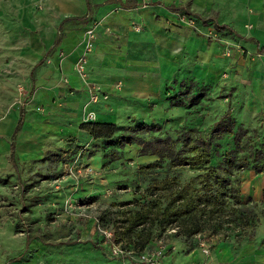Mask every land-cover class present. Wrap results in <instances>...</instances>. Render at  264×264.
<instances>
[{
    "label": "rangeland",
    "instance_id": "1",
    "mask_svg": "<svg viewBox=\"0 0 264 264\" xmlns=\"http://www.w3.org/2000/svg\"><path fill=\"white\" fill-rule=\"evenodd\" d=\"M177 21L213 48L200 59L197 51L194 56L187 54L181 72L185 77L165 84L163 92L143 101L139 111H114L119 132L129 131L140 122L158 125L153 132L133 131L142 145L119 146L92 139L88 133L80 137L42 131L32 152L27 144L19 148L18 176L10 164L0 161V264L25 256L34 248L65 247L94 238L107 257L121 263L146 264L140 262L139 255L158 250L160 264L163 256L182 249L175 245H185L191 238L199 251L208 255L213 236L238 242L264 232V167L260 172L231 171L230 180L237 182L240 200L234 207L242 212L229 213L226 219L235 217L234 221L225 222L215 234L203 230L191 237H175L173 227L161 229L148 221L127 230L133 211L165 203L166 193L155 190V182L175 178L183 183L200 172L197 168L168 166L167 159L143 151L146 141L165 136L174 139L183 131L205 137L225 110L235 128L247 131L251 142L264 140L262 57L212 23L197 25L195 18L185 14H179ZM26 94L25 85L15 81L9 106L23 103L28 108L31 96ZM34 110L42 108L36 106ZM82 122H88L85 115ZM213 141L218 147L212 156L218 159L229 136L223 134ZM231 209L229 203L227 212ZM239 214L240 219L236 218ZM137 239L146 241L140 251L134 250Z\"/></svg>",
    "mask_w": 264,
    "mask_h": 264
},
{
    "label": "crops",
    "instance_id": "2",
    "mask_svg": "<svg viewBox=\"0 0 264 264\" xmlns=\"http://www.w3.org/2000/svg\"><path fill=\"white\" fill-rule=\"evenodd\" d=\"M179 14L192 16L197 25L212 23L264 63V0H0V161L18 176L19 148L27 144L32 152L42 131L81 137L86 112L93 114L87 121L114 123V111L135 113L165 84L182 80L187 54L207 57L213 46L181 25ZM89 27L94 41L85 71L107 99L83 105L87 93L73 64ZM15 81L25 85L31 101L22 106L13 167L9 143L19 106L9 104ZM211 244L207 255L191 238L175 245L182 249L163 256L160 264H264V232L238 242L213 236ZM64 246L34 248L7 264H132L107 257L95 238Z\"/></svg>",
    "mask_w": 264,
    "mask_h": 264
},
{
    "label": "trees",
    "instance_id": "3",
    "mask_svg": "<svg viewBox=\"0 0 264 264\" xmlns=\"http://www.w3.org/2000/svg\"><path fill=\"white\" fill-rule=\"evenodd\" d=\"M22 106L23 103L19 105L18 119L10 136L9 158L13 167L14 139L23 118ZM79 128L92 139L121 146L128 143L142 145L143 141L133 131L153 132L158 130V125L140 122L129 131L119 132V126L114 123L88 121L80 123ZM223 134L229 136V143L221 151L220 157L214 159L212 155L218 143L213 140ZM143 151L159 159H167L168 166L197 168L200 172L183 183L177 182L175 178L155 182L153 188L166 193L165 203L162 207L152 203L150 207L141 206L133 211L126 225L127 230L148 221L161 229L173 227L174 236L189 237L203 230L215 234L225 222L234 221L235 217L226 219L229 213L242 212L234 207L240 200L238 184L230 180L231 171L250 169L260 172L264 167V140L251 142L245 129L234 127V120L228 110L212 123L205 137L191 136L188 131H183L174 139L168 136L154 137L146 141ZM229 203L232 209L227 212ZM236 218L240 219V214ZM136 242L134 250L140 251L146 241L137 239Z\"/></svg>",
    "mask_w": 264,
    "mask_h": 264
},
{
    "label": "built area",
    "instance_id": "4",
    "mask_svg": "<svg viewBox=\"0 0 264 264\" xmlns=\"http://www.w3.org/2000/svg\"><path fill=\"white\" fill-rule=\"evenodd\" d=\"M83 49L77 55V58L73 64V70L78 75V77L82 80L83 86L87 93L86 104H95L99 99H105L107 96L101 92L100 87L89 81L87 77V73L85 71V62H86V53L90 51L94 41V32L92 27L87 28L83 32ZM85 117L87 120L93 118L92 112L88 111L85 113ZM108 235V234H107ZM158 250L151 251L150 253H141L139 255L140 262H144L146 264H157L158 260ZM205 253V252H204Z\"/></svg>",
    "mask_w": 264,
    "mask_h": 264
}]
</instances>
